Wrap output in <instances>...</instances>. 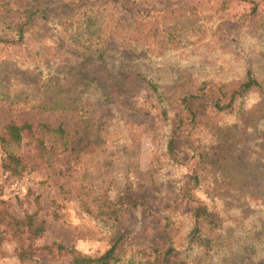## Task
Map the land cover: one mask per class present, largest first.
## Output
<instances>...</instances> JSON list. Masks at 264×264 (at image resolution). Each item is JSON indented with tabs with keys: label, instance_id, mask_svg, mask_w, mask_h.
I'll list each match as a JSON object with an SVG mask.
<instances>
[{
	"label": "trees",
	"instance_id": "1",
	"mask_svg": "<svg viewBox=\"0 0 264 264\" xmlns=\"http://www.w3.org/2000/svg\"><path fill=\"white\" fill-rule=\"evenodd\" d=\"M261 1L85 0L54 17L45 0H0V45L23 51L28 67L22 83L10 90L0 80V97L31 114L72 116L79 122L74 131L43 120L9 122L0 133L7 155L3 166L18 177L45 166L57 190L115 238L94 255L63 242L39 246L46 221L37 212L20 217L0 206V256L11 235L21 262L45 257L40 264H264V196L224 191L222 182L223 177L233 180L230 172L226 175L233 149L227 146L238 143L240 117L249 119L264 144ZM234 4L248 9L235 15ZM40 19L54 35L39 28ZM234 40L245 56L232 48L231 60L220 65L193 52L201 41L226 47ZM178 48L190 50L191 57L175 62L182 67L173 69L171 56ZM67 52L72 57L64 61ZM95 64L97 70H90ZM119 70L128 81L144 83L159 110L160 157L148 171L149 180L128 162L106 181L79 182L77 166L85 149L95 152L105 145L115 127L113 107L133 108L123 93L116 94L120 83L113 75ZM253 94L258 99L249 107ZM129 127L134 134H124L112 146L118 159L134 157L138 131H148L143 123ZM195 191L206 193L208 201H196ZM245 208H250L246 216ZM137 212L156 225L148 245L136 244L127 232Z\"/></svg>",
	"mask_w": 264,
	"mask_h": 264
},
{
	"label": "rangeland",
	"instance_id": "2",
	"mask_svg": "<svg viewBox=\"0 0 264 264\" xmlns=\"http://www.w3.org/2000/svg\"><path fill=\"white\" fill-rule=\"evenodd\" d=\"M83 1L85 0H45V4L48 6V12L57 17L72 11L76 6L83 4ZM260 6L264 11V0L261 1ZM247 9L248 5L246 4H234L233 12L235 15H239ZM47 24L44 19L38 21L41 30L50 31V34L54 35V31ZM39 34L43 35V33ZM59 43L56 42L57 45ZM111 45L113 49L118 48L116 42ZM232 48L237 54L245 56L242 47L237 46L235 40L232 45L227 44L226 47H222L221 43L217 44L216 41H201L194 45L193 52L197 53L195 56L199 60L207 58L220 65V63L231 60ZM56 49L59 51L58 47ZM62 49L64 48L62 47ZM71 57L68 52L63 56L64 61L71 60ZM171 57L173 61H170V67L180 69L182 66L177 63L188 60L191 57V52L178 48ZM25 58L23 51L0 45V80H3L4 84L2 85L5 90H10L12 84L22 83L21 79L25 77L27 74L25 70L28 69L22 63ZM233 60L235 59L233 58ZM89 69L96 71V64L91 65ZM127 75L123 70H119L113 75V78L119 80L120 83L116 94L123 93L126 102L133 108L125 106L118 108L117 104L116 107H113L111 111L114 119L110 124L115 127L112 131L107 132L105 145L96 146L95 152L90 151V146L85 149L83 159L77 166L76 175L79 182L83 179L106 181L125 168L128 162L133 163L138 176L149 180L148 171L152 163L160 157L159 141L163 123L159 116V110L152 102L144 83L128 81ZM257 99L258 96L253 94L247 105L252 106ZM11 100L0 97V133L11 121L18 123L28 121L37 124L43 120L52 124L64 123V126L72 131L79 126V122L72 116L31 114L28 109L20 105H12ZM111 108L112 106L104 111L108 112ZM249 122L245 116L240 117L239 126L236 129L238 143L235 142L234 145L227 146L233 149L226 175L227 172H230L229 176H233L234 181L229 179L225 181L223 177V190L229 189L239 193L254 191L264 196V144L259 138V131L253 130V124ZM133 123L147 125L148 131H138L137 141L134 142L131 150L134 157L129 154L127 160L125 158L118 159L115 157L116 153L112 150V146L124 134H128V136L134 134V129L129 127ZM85 139V136L81 135L78 142L83 144ZM257 139L258 141H256ZM6 159L7 155L0 142V206L9 207L14 214L20 217L26 213L37 212L39 217L46 221L47 231L37 239V245L63 242L83 253L94 255L104 252L114 242L115 238L108 233L100 220L84 212L76 201L66 199L61 191L57 190L54 177L45 166H41L23 177H18L5 170L3 165ZM191 168L186 169L189 171ZM193 194L194 199L200 203L208 201L207 194L202 191H195ZM245 212L246 216L250 212V208H245ZM155 228L156 225H151V222L145 219L141 212H137L133 221L127 225V232L130 233L136 244L148 245L153 241L151 233ZM2 249L4 254L0 256V264H40L47 261L45 257H35L32 260L21 262L17 255V242L11 235L7 236ZM46 263L59 264L49 261Z\"/></svg>",
	"mask_w": 264,
	"mask_h": 264
}]
</instances>
